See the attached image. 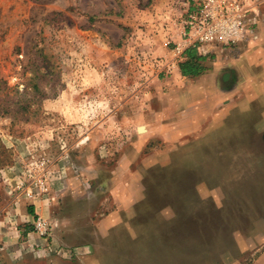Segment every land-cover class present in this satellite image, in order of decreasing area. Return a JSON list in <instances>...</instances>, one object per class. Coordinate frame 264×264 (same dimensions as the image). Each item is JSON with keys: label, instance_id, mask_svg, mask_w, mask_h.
I'll use <instances>...</instances> for the list:
<instances>
[{"label": "rangeland", "instance_id": "rangeland-1", "mask_svg": "<svg viewBox=\"0 0 264 264\" xmlns=\"http://www.w3.org/2000/svg\"><path fill=\"white\" fill-rule=\"evenodd\" d=\"M187 1L0 0V234L33 207L10 169L45 158L65 250L0 244V264H264V44L219 45L177 105Z\"/></svg>", "mask_w": 264, "mask_h": 264}, {"label": "built area", "instance_id": "built-area-1", "mask_svg": "<svg viewBox=\"0 0 264 264\" xmlns=\"http://www.w3.org/2000/svg\"><path fill=\"white\" fill-rule=\"evenodd\" d=\"M186 7L181 44H175V48L171 50L173 60L177 57L176 53H173L174 50L178 54L180 49L184 51L190 47L235 48L244 42L254 29L251 17L254 12L246 0H188ZM10 171L15 174L10 190L18 193L19 197L31 203L45 201L48 206L54 202L53 196L58 194L59 189L52 193L54 169L48 159L33 158L22 169L11 168ZM33 228V233L46 239L43 247L48 246V242L53 244V240L49 238V222L44 217L36 214ZM53 246L55 250L59 249V253L65 251L59 245Z\"/></svg>", "mask_w": 264, "mask_h": 264}, {"label": "crops", "instance_id": "crops-1", "mask_svg": "<svg viewBox=\"0 0 264 264\" xmlns=\"http://www.w3.org/2000/svg\"><path fill=\"white\" fill-rule=\"evenodd\" d=\"M253 9V12H254V8ZM251 17H252V23H253V31L251 34H249V36L247 37V39L241 43V45H244V44H247L248 47H261L262 44H264V41L262 40V37H261V31H260V28H259V20H258V14L256 12L251 14ZM177 44H181V40H179L177 42ZM188 49H193L196 53V55L198 56H204L205 58V61H204V66L206 68H208L210 66V61H212V56L214 54H216V49L214 47H211V46H202V47H190ZM255 48H252L251 50H253ZM187 50V49H186ZM186 50H182L180 49V51L177 52L174 50L173 53H176L175 55L177 56L176 58H172V62L173 65H174V68H176V70L179 72L180 74V71H179V63L184 61L186 58H185V52ZM248 54L250 55V50L248 51ZM253 54L255 55V51L253 52ZM253 55V56H254ZM172 57V56H171ZM226 67V66H224ZM223 67V68H224ZM225 70L227 69H223L221 70V73L224 72ZM207 71L209 70H206L202 75L200 76H197V77H194V78H185L183 76H181L184 80L181 82L182 84L181 85V89H175L174 92L177 91L178 93V99L176 100V104L179 105L178 101L180 103H182L184 101V99H187L189 98V94L190 93V90H193V88L195 87L196 84H199L200 83V79L202 77H207L209 75H207ZM181 75V74H180ZM225 91H228V88H224V90H220V100L218 102L219 105L216 106V108L220 109V112L219 114H221V112L223 113L227 108L228 106L224 107V104L222 103L221 100H223V98L226 96L224 93ZM177 93H175V95H177ZM207 91H204L203 92V95H199V97L202 99V100H206V102L204 103V105L202 107H205V110L207 112H202V111H197L196 109L191 111L190 113H186V114H189V116H192L193 118H196V122L197 120L200 118L199 117V114L202 113L201 115L205 114L202 118L206 119L205 121L208 122V117L214 115V112L216 110H214L213 108V104L214 103H209L208 100V95L206 94ZM206 94V96L203 98V96ZM191 103V102H190ZM176 105V106H177ZM182 106V104H181ZM197 106H194V104L191 106L190 109H194L196 108ZM213 108V110H212ZM177 135V134H176ZM55 178V176H54ZM53 190H57L59 189V191L61 192L62 191V186H59V184H57V181H54L53 182ZM45 201H35L33 203L31 202H27V201H23L22 204H33L31 208L28 209V211L26 212H23V210H21V214L24 213V215H22V218L21 219H17L16 221H20L21 220V223H19V225H17V227H15L14 225L13 226H7V229L2 231V233L0 234V244L2 245L3 250H5V248H8L10 249L11 247H14L15 250L19 251V252H22V253H29L31 252V250L34 248V246H43L46 244V239H43V238H40L38 235H36L35 233L33 232H25V231H30L29 229L31 228V223L34 219V214H38V211H42V213H45L46 212H49V207L50 206H46L44 205ZM28 206V205H27ZM119 209L120 207L117 205V210L118 212L114 211V212H109V215L107 217H105V219H103L101 221V227H100V233L103 235H107L108 234V231L110 230L111 226H113V224L119 220ZM22 222H26L24 224H22ZM18 224V223H17ZM8 230V232H7ZM61 264H71L70 262H62Z\"/></svg>", "mask_w": 264, "mask_h": 264}, {"label": "trees", "instance_id": "trees-1", "mask_svg": "<svg viewBox=\"0 0 264 264\" xmlns=\"http://www.w3.org/2000/svg\"><path fill=\"white\" fill-rule=\"evenodd\" d=\"M185 60L180 62L178 67L181 76L185 78H194L202 75L207 69L204 66V56L196 55L193 49H187L185 52Z\"/></svg>", "mask_w": 264, "mask_h": 264}]
</instances>
